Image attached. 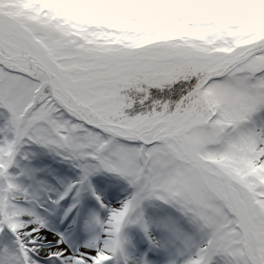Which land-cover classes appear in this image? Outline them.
I'll return each mask as SVG.
<instances>
[{
  "label": "snow or ice",
  "instance_id": "1",
  "mask_svg": "<svg viewBox=\"0 0 264 264\" xmlns=\"http://www.w3.org/2000/svg\"><path fill=\"white\" fill-rule=\"evenodd\" d=\"M0 264H264V0H0Z\"/></svg>",
  "mask_w": 264,
  "mask_h": 264
}]
</instances>
